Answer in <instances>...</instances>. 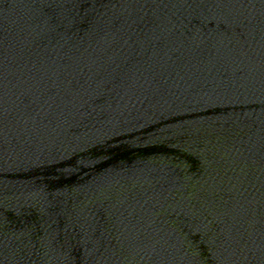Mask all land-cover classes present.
Returning a JSON list of instances; mask_svg holds the SVG:
<instances>
[{"label":"water","instance_id":"water-1","mask_svg":"<svg viewBox=\"0 0 264 264\" xmlns=\"http://www.w3.org/2000/svg\"><path fill=\"white\" fill-rule=\"evenodd\" d=\"M0 264H264V0H0Z\"/></svg>","mask_w":264,"mask_h":264}]
</instances>
